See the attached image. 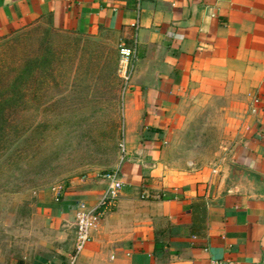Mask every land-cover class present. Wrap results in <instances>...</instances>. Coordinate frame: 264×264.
<instances>
[{"label": "crops", "instance_id": "1", "mask_svg": "<svg viewBox=\"0 0 264 264\" xmlns=\"http://www.w3.org/2000/svg\"><path fill=\"white\" fill-rule=\"evenodd\" d=\"M37 25L109 33L135 50L122 189L79 260L264 264V0H0V37ZM199 137L220 141L199 147ZM202 153L213 157L188 160ZM104 188L92 176L68 182L58 200L54 193L51 226L73 227L70 253L76 205L94 207Z\"/></svg>", "mask_w": 264, "mask_h": 264}, {"label": "rangeland", "instance_id": "2", "mask_svg": "<svg viewBox=\"0 0 264 264\" xmlns=\"http://www.w3.org/2000/svg\"><path fill=\"white\" fill-rule=\"evenodd\" d=\"M119 59L109 33L79 36L37 25L0 37V264H61L70 256L73 227L51 226L48 206L55 188L122 163L127 84ZM27 63L34 65L32 82L20 97L21 90H8ZM194 127L205 136L206 124ZM192 141L201 147L220 140ZM81 256L76 264H88Z\"/></svg>", "mask_w": 264, "mask_h": 264}, {"label": "built area", "instance_id": "3", "mask_svg": "<svg viewBox=\"0 0 264 264\" xmlns=\"http://www.w3.org/2000/svg\"><path fill=\"white\" fill-rule=\"evenodd\" d=\"M137 13L139 7L137 5ZM137 22L133 25L136 27ZM135 57L134 48L126 46L119 47V64L121 67L122 78L128 83L129 72L131 70V63ZM124 152V147H123ZM120 166L113 170L104 171L95 175L96 178L101 179L105 183V188L94 207L88 208L83 202L76 205L75 209V244L73 250L67 261L61 264H76L77 259L90 242V233L100 221L101 216L106 210L113 206L115 200L118 198L121 189L122 181L120 177ZM85 179V178H84ZM55 199L60 198L62 191L61 187L54 189ZM211 264H232L228 261H212Z\"/></svg>", "mask_w": 264, "mask_h": 264}, {"label": "trees", "instance_id": "4", "mask_svg": "<svg viewBox=\"0 0 264 264\" xmlns=\"http://www.w3.org/2000/svg\"><path fill=\"white\" fill-rule=\"evenodd\" d=\"M50 30L53 32H56L53 29H50ZM15 34H17V33H15ZM46 64L48 65L47 60L45 63L41 62L40 65L42 68H44V65H46ZM33 69H34V65L27 63L26 66L24 67V69L22 71H20L18 73L17 77L15 78V80H14L15 86H12L8 91L11 93H14V91L18 92V90H21L22 95H19V96L20 97L24 96L23 95L24 93L22 92V87L25 86L26 82L28 83V85L32 82L31 78H32V74H33ZM17 85H20V86L16 87ZM20 87H21V89H19ZM25 89L27 90V88H25ZM3 96H4V94H2V96H0V100L3 98ZM4 105H6V107H8L7 104H4ZM2 111L3 110H0V115H2V113H3ZM1 120H2V118L0 119V121ZM4 128H5V125H4ZM0 129H3V128L1 127ZM194 208H195V206H194ZM194 210L196 212H193V215H192V227H191L192 230H191V232H192V234L198 235V233L203 229L202 224L204 222L205 210H204V207H202L200 204L196 205V209H194ZM18 264H23V262L19 261Z\"/></svg>", "mask_w": 264, "mask_h": 264}]
</instances>
